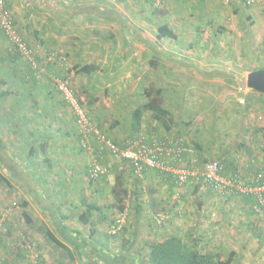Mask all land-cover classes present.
<instances>
[{"label":"rangeland","instance_id":"obj_1","mask_svg":"<svg viewBox=\"0 0 264 264\" xmlns=\"http://www.w3.org/2000/svg\"><path fill=\"white\" fill-rule=\"evenodd\" d=\"M14 2L8 0V9L18 30L13 15L15 10L11 7V3ZM219 2V7L222 9L220 16L208 14L206 17H199L201 24L198 23L197 27L193 26L191 33H176L177 40L179 37L178 41L183 46V49L178 51V58H204L207 62L208 59H219L222 62L220 68L233 74L229 77H221L217 79L218 81L208 83L193 82L191 78L194 77L189 76V78L174 72L173 76L176 77L174 80L169 78L165 81L126 83L111 80L114 76L104 80L100 78L103 74L99 76L95 75L96 73L77 74L72 70L74 64L84 65L96 61L99 66L106 61L107 68L110 69V66L116 63L112 51L109 53V50L101 49L99 52L93 48L95 44L92 41L94 36H100L102 43L105 44L115 39L116 34L111 30L103 33L93 30L94 35L89 36L87 33L88 35L84 37L80 23L69 26L70 28L65 32L66 41H70L72 49H67L69 45L65 47L62 45L61 47H64L62 50L52 49L65 55L66 67H68L65 69L56 66V75L70 76L71 85L88 109L90 116L98 123L103 133L118 144H123L139 131L150 134H165L171 131L180 136L186 135L184 137L186 140L197 142L206 153V159L224 158V162L225 160L232 162L228 158H234L240 162L237 166H240L243 172H253L259 167H264V93L260 92L261 98L250 96L249 94L253 93L251 91H257L246 86V75L251 70L264 68V0H254L251 5H245L238 0L229 3L223 0ZM17 4V11L29 9L37 14L32 8L31 0L17 1ZM148 4L152 7V2ZM152 9L159 11L162 7L155 9L152 7ZM39 12L41 14L44 10L40 9ZM24 17L25 13L22 14V18ZM156 28L157 26L150 27L149 30L151 33L154 32V39ZM153 36L148 34V37ZM3 38L8 42L5 36ZM23 38L25 39L24 36ZM25 41L30 43L27 38ZM161 41L172 42V39L165 38ZM189 44L203 47L190 50L187 47ZM47 56H43L42 62ZM18 58L25 61L20 55ZM146 62L143 64L145 65ZM155 62L158 63V60ZM26 66L30 74L33 73L30 64L26 63ZM105 69L103 65L102 71ZM45 75L35 78L36 80L33 78L34 82L29 78L26 84L13 80L12 88L16 91V95L0 96V120L5 114L4 116L14 123L6 125L4 121L0 122L2 123L0 138L6 148L14 153L12 157L16 156L13 161L20 163L24 171L33 175L39 172V175L48 181L51 173H56L55 178L51 179L53 184L48 185L47 181L41 185L46 191L49 192L54 186H60L65 192L59 190L40 195L47 202L45 206L52 207L50 211L41 203L32 201L34 205L25 209L31 215L33 224H27L21 216L20 202L32 198L23 191L24 186L16 177L19 173L14 174V171H11L12 168L8 164L10 160L0 155V173L6 179L0 184V223L2 224L0 264H50L53 258L57 259L53 253H66L49 240L43 230L45 227H51L52 223L55 235L68 244L71 239L57 228L53 222V214L59 213L62 216L60 210L64 207V212L68 211V214L64 215L68 216L67 220L71 222L69 215L74 217L77 214V210L70 209L73 208L70 201L75 198L93 202L100 207L93 213L92 224L84 225L78 220L71 219L79 224L78 228L81 227L86 239L109 253H139L143 260L147 256L151 242L170 234H178L188 244H196L202 252L210 250L227 255L232 246L227 238L236 236L231 234L235 229V232L243 236V239L236 243L239 253H243L242 260L240 259V262L239 259L235 260V264H249L245 260L251 261V264H264V215L254 212L250 200L245 196L234 193L219 195L204 183L177 187L167 181L165 190L170 192L166 193L161 203L157 202L155 205L156 203L150 201L154 195L151 193L152 184L149 176H156V173L151 169L145 170L143 178L140 179L134 174L127 161L122 160L114 163L110 174L91 183L87 178L88 167L96 158L101 162H105L108 158L103 155L100 159L94 150L93 139L90 141L93 151L80 148L75 138L77 129L72 121L73 113L54 87V91L51 90L47 95V88L43 83L51 88L52 86ZM1 81L0 90L3 91L5 87H9V83ZM122 85L129 86L133 90L131 89L126 95L124 89H121ZM145 87L161 88L162 105L165 103L172 119L169 122V129L155 119L150 111L144 112L140 129L133 127L132 110L136 105L147 100L144 95ZM43 90L46 91L45 95L41 94ZM66 107L71 113L69 118L64 113L67 112ZM37 108L42 113L38 114ZM60 115L62 117L56 120L55 117L58 118ZM67 118L69 123L66 122ZM234 118H240V123L237 120L233 121ZM37 123L45 126L38 127ZM234 125L235 128L230 129ZM244 125L253 129H244ZM1 141L0 143L3 144ZM200 156L203 157L202 154ZM27 161L31 162L29 167L25 165ZM16 165L14 163V166ZM230 165L224 163L226 173L232 171ZM10 173L13 175L11 176ZM119 174L124 175V188L135 186V193H130L129 196L126 189L123 202H118L111 191ZM133 195L142 202L137 210L130 209L126 203L132 200ZM157 213L165 215L161 223L155 221L154 216ZM120 214L125 215L124 225L116 233H111V224ZM209 227H218L216 238H212L214 236L209 232ZM209 235L211 239L208 238ZM131 237L133 241L130 242ZM219 238H222L221 241ZM73 246L77 248L75 244ZM65 257L66 255L63 258L60 256L59 260ZM117 260L121 261L120 258Z\"/></svg>","mask_w":264,"mask_h":264},{"label":"crops","instance_id":"obj_2","mask_svg":"<svg viewBox=\"0 0 264 264\" xmlns=\"http://www.w3.org/2000/svg\"><path fill=\"white\" fill-rule=\"evenodd\" d=\"M12 1H15L13 4L11 3V7L13 8V10H15V12L13 11V15L15 18L16 26H18V31L21 33V35L25 37V39L27 38L30 43H35L34 46L39 47V49L37 48L35 51V56L39 65L45 69V73H43L41 77L46 74L45 76H47V80L51 82L50 84L52 88L53 83L50 78L52 75L57 74V70H55L56 65H53L46 61L42 62L43 56L46 52H48V50H52L55 48L60 50L64 49L65 45H69L67 46L68 50L72 49L70 47V41H66L65 32L67 31V28H70L69 26L77 25V23H80V28L83 29L82 36L84 37L88 35L87 33H89V36L94 35L93 30L99 31V33L111 30L112 33L116 34L115 39H111L108 43L106 42L107 44L102 43V38L100 36H92V41L95 44L93 46L94 49L98 50L99 52L101 49L107 51L109 50V53H111L112 51V53H114L113 57H115L116 63L115 65H111L110 69L107 68L108 65L106 61L100 64L99 66V63L96 61L86 63L94 66V69L92 70V72H90V74L96 73L95 75L97 76L103 74V76L100 77L101 79L108 80L112 76H114L111 80H117L119 82L124 81L126 83L152 80L165 81L169 80V78H173V80L176 79V77L173 75L174 72H177V74L180 75L184 74L187 77H194L191 78L193 79V82L206 81V83H208L218 81L217 79H220L221 77H229L233 75L232 73H229L228 71L226 72L220 68L222 62L219 59H208L207 62L204 58H178V51H181L183 49V46L181 45L180 41H178L180 40L179 37L177 40L178 35L176 33H191L193 26L197 27L198 23L201 24L199 17H206L208 16V14H215L220 16L222 14V9L219 7V0H199L196 2L167 0L163 4L162 9L159 11L153 10L152 7L149 6L148 3L152 2V0H31L33 2L32 8L35 9L37 14H35L29 9H25V11H17V1L19 2L24 0H11V2ZM40 9L44 10V12H42L41 14L39 12ZM24 13L25 17L22 18V14ZM163 21L168 22L176 34V39H172V42L157 41L156 36L154 39V32H149L150 27H155ZM148 34H152L153 37H148ZM4 39L5 38H3V36L0 37V77L3 78H0V81L2 80L1 82L4 81L10 84H8L9 87H5L3 89L4 92H8L5 95V97H7L13 94L16 95V91H14L12 88L13 80H19V82L26 84L28 83L29 78L32 80V82H34L36 79L34 77V74H30L27 69L26 63H29L26 62V60H19L18 55L13 54L10 51V44L5 41L6 39ZM164 39L165 38H163V40ZM62 45H64V47H61ZM187 47H189L188 49L190 50H196L197 46L195 44H189V46ZM202 47L203 46L200 45L197 47V49H200ZM41 56L42 58H40ZM152 58L154 59L152 60ZM155 60H158V63L155 62ZM145 61L147 62L144 65L143 62ZM138 64H140L141 66ZM75 65L76 64H74L73 66ZM103 65L106 67L104 71H102ZM146 65L148 67L144 68V66ZM77 74H80V72ZM43 86L47 88V95L48 92L50 93L51 90L54 91V88L52 89L50 86L44 83ZM125 87L122 85L121 89H124L127 95L132 88L129 86H127L126 88ZM1 91L2 90H0V92ZM22 91L26 92L25 90ZM251 92L253 93H250V96H256L258 98H261L260 92ZM41 94L45 95L46 91H41ZM162 106L165 109L167 108L165 107V103ZM65 110H67L68 113ZM65 110L63 111H65V115H67L69 118L71 116V113L69 112L67 107ZM37 113L39 114L42 112L39 111L37 108ZM4 115L5 114L2 115L0 122L4 121L3 123H5L6 125H13V121L7 119V117ZM61 117L62 115H60V117L58 118L56 116L55 119L57 120ZM70 119L72 120V118ZM236 120L238 123H240L241 121L240 118H234L233 121ZM26 122L29 121L26 120ZM66 122L69 123V119ZM235 125L234 127H230V129H234ZM37 126L42 128L45 125H40L39 123H37ZM1 128L2 127L0 126V129ZM247 128L249 130L253 129L250 126L244 125V129ZM169 133H171V131H169ZM148 134L151 136L161 135L150 133ZM182 137H186V135L182 134ZM199 151L200 153H198L202 154L203 158H205L206 153H204L202 147L201 149H199ZM3 152H5V155H7L8 159H11L12 161L16 157H12L14 153H12V151L10 152L8 148H6ZM66 156L68 157V155ZM55 158H57V156ZM228 160H231L233 163L230 165L232 171L242 170L239 168L240 166H237L238 164H240V162H237L234 158H228ZM69 162H72V160H69ZM29 163L31 162L27 161L25 165L29 167ZM32 167L35 168V166H31V168ZM12 175L13 174H11V176ZM55 175L56 173L52 172L50 177H48L50 179L49 181L46 179V181H44L42 176L39 175V172L34 175V180L36 183H33L34 185L32 186V189H34L36 195L39 196L44 195V193L58 192L59 190L60 192H65V189H61L62 187L60 186H54V188L60 189L50 188L49 192L48 190L46 191L43 186H41L42 184L44 185V183L47 181L48 185L53 184L54 182L51 179L55 178ZM58 177H60V175H58ZM149 178L151 180L150 183L152 184L151 193L152 195H154V198L152 197L150 201L154 204L156 203L155 205H157V202L161 203L162 198L166 197V193L170 192V190H165L167 189L166 186L168 184L166 183L168 179L162 178L158 174H156V176H149ZM18 179H20L18 180L20 184L24 186L23 191L32 198H28V200H30L31 202L26 199L28 201L27 207H30L32 204L34 205V202L39 203L38 200L35 199L36 196L35 194H33L34 192L28 189V186L25 184V181L22 180V178L20 177ZM168 182L170 183V181ZM132 186L133 185L126 188L128 192L127 196H129L130 193H135V186ZM40 197L41 199L44 198L42 196ZM139 202L140 199L136 198L135 195L132 196V200L126 201L128 207H130V209L134 208L133 210H137L139 208V205L142 203ZM70 203L73 204V208H70L69 206L67 207H69L71 210L73 209V211L77 210V214L74 217L69 215L71 222L67 220L68 216L64 215L68 214L67 210L66 212H64V207H61L62 210H60L62 216L59 213L55 214L56 216H53V222L56 224L57 228H60L64 235L71 240L72 236L75 238H86L85 235H83L81 227L78 228L79 224L77 225V222L72 221L73 219L78 220V215L85 208V205L83 201L78 198H75V200H71ZM138 226H140V224H138ZM45 228L43 230L44 234ZM47 228L53 231V224L51 223V227ZM217 228L218 227H209V232H212L211 234H213L214 236L212 237L213 239L218 236ZM235 231V229L234 231L232 230L231 234H236V236H233V238H227V240L232 243V246L229 251L235 252L230 264H233V262L237 259H239L240 262V259L242 260L243 256V253H239L240 250L236 247V243L240 242L243 239V236ZM238 235L240 237H238ZM208 238L211 239L210 235L208 236ZM131 239L132 237L130 238V242L133 241V239ZM221 239L222 238H219V241H221ZM71 240H69L70 244H66L64 241H61L72 249V256H68V253H53L55 254L57 259L53 258L50 264H108L104 261V259L99 256L100 254L98 255L97 253H92L91 248L89 247H86L85 249H80V247L78 246V248H75V246H73L75 243L73 240ZM224 240H222V242H224ZM64 255H66V257L63 260H59L60 256L63 258ZM119 255H122V257H124L126 261H129V264H137L136 259L141 260V256L139 253H119ZM245 262L251 264V261L249 260H245Z\"/></svg>","mask_w":264,"mask_h":264},{"label":"built area","instance_id":"obj_3","mask_svg":"<svg viewBox=\"0 0 264 264\" xmlns=\"http://www.w3.org/2000/svg\"><path fill=\"white\" fill-rule=\"evenodd\" d=\"M166 0H152V7L161 8ZM196 2L199 0H180ZM229 3L232 0H223ZM245 5H251L254 0H238ZM5 36L13 49L29 62L35 78H39L45 69L36 60L35 51L39 47L31 46L14 26L11 13L8 9V0H0V37ZM45 55L46 62H50L65 69L67 61L65 55L58 50H48ZM53 87L61 94L64 102L69 106L74 115V124L79 133V142L83 149L93 151L90 141H97V155L102 159L103 153L108 160L101 162L98 158L91 163L88 176L91 179H99L111 173L117 160H124L130 164L134 174L142 179L143 171L153 170L162 178L168 179L177 187L185 185L206 184L219 195L239 194L250 198L251 209L264 215V167L255 172H243L235 170L225 172L224 163L218 159H206L201 157L194 146L184 137L166 133L160 136L148 138L140 133L129 137L119 145L107 137L98 124L89 115L86 107L76 95L69 75H52ZM155 221L161 223L165 215L157 213ZM125 222V215H118L110 227L111 233L119 231ZM2 224L0 223V230Z\"/></svg>","mask_w":264,"mask_h":264},{"label":"trees","instance_id":"obj_4","mask_svg":"<svg viewBox=\"0 0 264 264\" xmlns=\"http://www.w3.org/2000/svg\"><path fill=\"white\" fill-rule=\"evenodd\" d=\"M155 35H156L157 40H160V41L163 40V38H167L169 40L170 39H176V34L173 31V28L170 26V24L168 22H164V21L157 25ZM28 44L31 45L29 42H28ZM31 46H34V44ZM10 51L13 54H16L19 56V53L17 51H15L13 49H11ZM93 69H94V66L90 65V64L75 65L73 67V70L76 73H79V72L84 73L85 72V73L89 74L90 72H92ZM6 93H8V92L1 91L0 96L3 97L6 95ZM144 95L147 98V100L145 102H143L142 104L135 106L134 109L132 110L133 127L136 129H140L144 112L150 111L155 119L162 122V124L167 129H169L170 128L169 122H171L172 119H171L170 111L168 109H165L162 106L161 88L155 87L153 89L151 87H145L144 88ZM70 111H71V109H70ZM87 111H88V109H87ZM88 113H89V111H88ZM72 116H73V121H74V115L72 114ZM92 119L94 120L93 117H92ZM99 128H100V126H99ZM140 133L146 134L148 138L152 137L151 135H149L148 133L143 132V131H139L137 134H140ZM137 134H134V135H137ZM76 135L77 136L75 138L78 141L80 148H82L80 145V142H79L80 135L77 131H76ZM134 135H132V136H134ZM158 136H160V135H158ZM0 141H1V138H0ZM187 141L194 146V148L197 150V152H200L199 149H201V146L197 142L189 141V140H187ZM93 145H95L94 150H96V152H98L97 141H94ZM119 145H121V144H119ZM42 146L44 147V145H42ZM0 148H1L0 149V155H3L8 160L7 155H5V152H3L6 149L5 144L0 143ZM32 151H33V147L31 146V154H32ZM103 155L107 156L106 153H103ZM199 155H201V154H199ZM9 160L10 161H8V164H10V167L12 168L11 171H14V174L19 173L17 175V177L19 176L20 178H22V180L25 181V184L28 186V189L33 191L34 192L33 194H35V196H36V197L35 196H33V197H35V199H37L39 203H41L42 205L45 206V204L47 202L44 201L43 199H41L40 195L39 196L36 195V192L34 191V189H32V186L34 185L33 183H36L34 180L33 173H28V172L24 171L22 169L23 166L20 165V163L13 162L11 159H9ZM122 161H124V160H122ZM220 161L222 163H225V165L226 164H232V162H226V160L224 162V158L223 159L221 158ZM14 163H16L17 165L14 166ZM127 164H129V163H127ZM14 167L17 169L14 170L15 169ZM48 167H49L48 170H50L51 168H50L49 164H48ZM259 168L255 169L253 172L258 170ZM88 170H89V167H88ZM88 170H87V178L91 183L98 181V180H100V178L103 177L102 176L99 179H91L88 176ZM116 177H117L116 178L117 181L112 186L111 191L113 192V194L116 197V200H118V202H123L122 200L126 195V188L123 187L124 186V175L119 174ZM42 178L44 181H46L45 177H42ZM4 180H6L5 177L3 175H1V173H0V184ZM56 189H58V188H56ZM247 199L250 200V198H248V197H247ZM83 203L85 205V208L78 215V221L84 225L85 224H92L93 213H94V211L99 210L100 207L98 205L94 204L93 202H88L87 200H83ZM27 205H28V201L26 199H23L20 202V206L22 207L21 216L27 224L32 225L33 219L31 217V215L28 213V211L25 209V207H27ZM45 208L49 209V211H50V209L52 210V207H50V206L49 207L45 206ZM53 216H56V215L53 214ZM45 236L49 240L53 241L60 248L65 250V252L68 253V256H70V257L72 256V253H73L72 249L69 246H67L65 243H63L59 238H57L54 235L53 231L48 229L47 227L45 228ZM72 240L76 244L77 248H78V246L80 247V249L81 248L85 249L86 247L92 248L91 249L92 253H97L98 255L100 254L99 256L102 259H104V261L108 264H129V261H126L124 259V257H122V255L121 256L119 255V253H117V254L116 253L115 254L109 253V252L103 250V248L96 247V244L93 241H90L86 238H81V237L75 238L72 236ZM234 253H235L234 251H229L227 253V255H222L219 252L210 251V250L202 252L200 249L197 248L196 244H188L186 241H184V239L180 235L170 234L169 236L164 237L160 240L151 242L149 244V250H148L147 256L143 260L136 259V262H137V264H230L233 257H234ZM118 258H120V260H121L120 262H118L119 261V260H117Z\"/></svg>","mask_w":264,"mask_h":264},{"label":"water","instance_id":"obj_5","mask_svg":"<svg viewBox=\"0 0 264 264\" xmlns=\"http://www.w3.org/2000/svg\"><path fill=\"white\" fill-rule=\"evenodd\" d=\"M246 86L264 93V68L249 71L246 75Z\"/></svg>","mask_w":264,"mask_h":264}]
</instances>
